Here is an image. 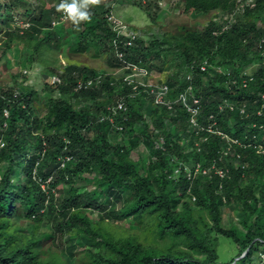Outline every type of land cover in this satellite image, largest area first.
<instances>
[{
  "label": "trees",
  "instance_id": "16d2710c",
  "mask_svg": "<svg viewBox=\"0 0 264 264\" xmlns=\"http://www.w3.org/2000/svg\"><path fill=\"white\" fill-rule=\"evenodd\" d=\"M18 7L25 10L23 18L30 22L28 29L10 25ZM176 7L186 16L216 12L229 16L238 10L233 0H178ZM98 8L103 14L109 10L105 5ZM54 10L56 6L40 8L35 15L31 3L0 1V60L8 61L6 54L16 42L22 52L35 55H41L45 48L56 49L64 32L59 36L42 31L49 26ZM241 10L243 22L237 21L226 29L223 25L227 22L218 25L222 21L211 19L202 30L181 27L176 35L163 34L161 40L148 46L138 40L126 49L125 58L134 65L149 72L173 71L166 81L172 108L153 106L152 115L145 118L149 95L142 88L137 94L127 86L119 90L111 76L101 78L97 88L76 95L73 87L77 83L100 75L93 70L87 72L86 68L77 76L69 73L61 80L57 86L61 98H49L42 117L36 115L38 94L32 87L18 95L12 87L0 88V163L7 162L0 177V264H67L55 242L57 236L65 235L79 238L86 245L78 253L79 264H264V158L248 145L254 136L264 145V132L259 131L264 116H245L255 115L264 107V0H254ZM97 17L100 14L92 11L91 24L82 30V24L70 23L73 32L79 31L78 51L85 53L100 46L115 62L110 46L115 34L104 18L96 21ZM35 55L27 58L30 65L35 62ZM204 60L217 67L213 77L207 75L209 69L200 71ZM256 61L260 65L255 73L250 77L243 75ZM187 74L193 75L191 80L181 83ZM204 76L206 85L201 84ZM189 85L201 105L197 117L200 126L207 124L221 102L232 100L238 102L239 108L246 107V114L241 116L246 118L234 129L222 122V129L244 147L233 146L235 164L224 163L221 157L226 145L216 136L198 150L192 144V139L200 134L198 129L187 130L189 113L177 101ZM133 93L134 99H129ZM102 94L112 107L124 98L126 111L111 115L105 109L107 103L101 114L84 105L76 107L84 98L96 100ZM71 98L76 100V106L71 104ZM106 116H111L114 123L110 124ZM139 123L146 129L155 123L159 132L155 136L147 134L146 129L136 130ZM216 125L221 123L217 121ZM115 126H121V131H115ZM136 131L145 136L156 161L153 157L141 162L131 160L134 146L119 147L109 134L133 135ZM159 136L164 140L156 143ZM181 163L192 164L191 167L201 164L204 168L213 164L223 168L227 164L228 170L223 178L212 169L207 181L200 176L188 179ZM17 172L20 179L14 183ZM250 175L254 180L244 184ZM63 185L67 186L66 191L60 188ZM88 185L93 189L86 190ZM125 192L129 195L120 194ZM187 194L194 197L197 211L185 203L177 212V204ZM97 197H102L103 202L98 203ZM113 197L123 204L118 210L106 212ZM225 205L243 210L239 223L223 226L221 208ZM104 211V217L93 221L94 212ZM107 218L125 220L138 233L118 235L106 224ZM45 227L50 234L42 231ZM213 235L229 239L236 248V256L228 263L218 262L217 239Z\"/></svg>",
  "mask_w": 264,
  "mask_h": 264
},
{
  "label": "rangeland",
  "instance_id": "374dc122",
  "mask_svg": "<svg viewBox=\"0 0 264 264\" xmlns=\"http://www.w3.org/2000/svg\"><path fill=\"white\" fill-rule=\"evenodd\" d=\"M3 1H10V0H3ZM24 4L30 3L31 0H22ZM130 2V0H127ZM159 1V0H158ZM178 0H162L161 3L163 4L162 7L157 6L155 7V10H149L143 9L141 7L136 6H128L126 2H122L120 4L117 3L114 4V6L111 9V13L116 16L117 18H120L124 24H130L134 28H138L141 30V32H138L140 34V41L144 44V46H148L150 43H153L155 40H161L163 34L167 35H176L181 29V27H187L191 28L193 30L200 29L207 25V23L214 19L216 23H219L222 21V23L218 24L221 25L225 22L226 24L223 25L224 29L227 27H230L231 24L236 23L237 21L243 22L242 20V8L244 6H248L249 4H252L254 0H233L236 3V6H238V10L235 11L233 14H229V16L224 15L223 13L216 12L212 13L211 15H205L201 16V14H191L190 16H186L185 14H182L179 12V8L176 7V3ZM155 0L151 1V4H153ZM33 8H35V14H37L40 10V8H50V5L55 4V0H32L31 1ZM25 10L18 7L16 9V12H14V15L16 16L17 26L20 28H26V25H23L19 23V21H25L27 19L23 18ZM94 13L100 14V18L97 17L96 21L102 19V10H97ZM14 23V22H13ZM11 22L10 25H13ZM70 23L68 22L64 25V27H59L57 30L54 29L52 32L54 34H59V36L64 32V37L62 40H60V43L58 42L56 44V49L48 48L43 49L41 55H35L31 51L22 52V47L19 45L18 42L15 43L12 50L9 51L6 54V59L8 61L1 59L0 60V88H8L12 87L15 89L16 94H22L26 90L30 89L31 87L37 92L38 97L36 98L37 102H35V110L36 115L43 116L45 114V105L47 103V100L49 98H52L54 100L60 99V92L57 87L56 83L52 82V79H65L66 76H68L69 73H72V75L77 76L79 72H81V69L86 68V71H97L102 75V78L106 77H112L115 79L116 82L119 81V78L124 73L118 72L115 69V62L112 60V55H110L109 52H106L100 46H96L94 48H91L92 50H89L88 52L81 53L78 51V42L79 37L76 36V33L79 32H73L71 30ZM89 24H91L90 20L87 22L82 23V29H85ZM3 31V29H2ZM44 34V33H43ZM44 47V46H43ZM94 54V55H93ZM29 55L34 56L35 55V62L30 65L27 61V58ZM82 59V60H80ZM207 61V60H204ZM21 63L25 64L23 66ZM166 66L169 65V62L165 64ZM260 62L256 61L252 65L246 68L243 75L245 76H252L256 69L259 67ZM216 66L211 64V68H209V71H207V75L214 76L217 73ZM230 71V70H229ZM84 72V71H83ZM103 73H106L107 75L103 76ZM173 74L172 70L166 71H157L152 70V73H150L149 77H147L144 80V83L149 84L148 89H154L155 84H162L164 82L166 84V81L168 80V77H170ZM59 76V77H58ZM193 76V75H192ZM191 74L185 75V77L181 80V83L184 81H189L192 78ZM187 77H190V79H187ZM103 81V80H102ZM103 83V82H102ZM143 83V82H142ZM206 83V77L204 76L202 78V85ZM243 85V83H242ZM190 94H194V88L189 91ZM150 98V97H149ZM66 99V98H65ZM108 101L107 97H104L103 94L96 100H90V98H84L83 102L78 103L77 105L76 100H70L71 104L79 108L81 105H84V108H90V110L93 112L95 111L97 114H101V110H103V105L106 104ZM231 102V105L225 107V101L219 103L215 108L212 115L209 116L207 119V124H203L200 126V128L193 127L189 124V127L187 130L190 132H194L195 129H198V132L200 136H195L198 138L192 139V144L194 145L197 150L200 148V146L207 144H210V140L213 139L214 136L218 137L222 143L225 142L226 148L222 150V143L221 149L222 151L226 152V155L228 157L226 158L225 155L221 157L224 160V163H227L228 165L230 163H236L232 159V154L234 152V145H238L237 142H239L235 138H231L229 133L225 132L222 129V122L225 126L228 128L234 129L235 124L244 120L247 116L249 118H253L254 116L262 117L263 110H259L258 112L248 115L246 114V107L243 105V107L239 108L237 101L227 100ZM222 105V106H221ZM154 105L152 104L151 98L147 100L146 103V113H144V118L151 116L152 113L150 110H152L151 107ZM107 107H111L110 104L107 103L105 105V109ZM99 108V109H98ZM201 108V105H200ZM221 108V110L219 109ZM246 114V115H245ZM245 115L246 117H241ZM213 116V118H211ZM198 117V116H197ZM196 117V122H197ZM247 117V118H248ZM112 121V122H111ZM111 121L108 120L110 124L114 123V119H111ZM157 121L156 119L154 120ZM217 121L221 123L220 126L216 125ZM190 122V117H189ZM166 124V122L164 121ZM158 124V122H157ZM114 125V124H113ZM166 126V125H164ZM223 126V127H225ZM255 126V124L253 125ZM139 128V129H138ZM177 132H178V127ZM115 131H121V126H115ZM144 124L139 123L138 127H136V130H145ZM211 129L212 132H208L207 130ZM166 130V129H165ZM147 134L155 135L159 132V129L155 127V123H152L151 127H147L145 130ZM259 131L264 132V125H261L259 127ZM161 132V131H160ZM259 133V134H260ZM111 141H113L116 145L119 147H123L125 149H130V145L134 146L132 148L130 153V159L137 162L144 161L148 157L151 156V150L150 145L146 144L144 139L145 136L141 133L139 136V133L136 131V134L133 135H122L121 132H118L117 134L110 132ZM90 134L88 135V137ZM156 138H153L155 141ZM163 141V136H159L158 139L155 141L158 143V141ZM0 143V147H1ZM249 148H252L257 155L264 158V145L261 144L260 139L257 136H254L252 141L248 143ZM239 148L244 149L242 145L239 146ZM220 152V151H219ZM218 153V151L216 152ZM153 161H156V158H152ZM7 162H1L0 163V177L5 171ZM140 164V163H139ZM226 164V165H227ZM224 166L222 169L217 168L216 170L212 171L214 174H216V171L218 172V176L221 173L224 175L225 171H227V166ZM240 166V164H238ZM187 170L190 171V168L192 164H186ZM245 166V167H244ZM240 166L241 168H246L247 165ZM209 168V167H206ZM199 170L198 173L195 171L193 172L196 176L195 177H203L204 180L210 179L211 171L210 169H204ZM191 172V171H190ZM220 177V176H219ZM253 175H250L248 180L244 181V184H250L254 179ZM20 179V175L18 172L13 177V182L16 183V181ZM60 188L63 189V191H66L67 186H61ZM86 190H92L93 186L88 185L85 186ZM178 191L175 192L174 197ZM124 196L129 195V192L120 193ZM98 198V197H97ZM194 197H191L190 194H187L184 199L179 202L175 208L177 212H180L182 210L183 204L188 203L191 205V208L194 210V212L197 211V208H194ZM102 197L98 198V203H102ZM123 204V201L120 199H116L113 197L110 204L106 207V212H111L118 210ZM222 211V222L224 227H230L231 225H235L239 223V221L244 216L243 210H241L239 207L230 205V206H223L221 208ZM105 216V211L100 212H94L92 214L93 221L99 220L100 218ZM104 219V218H103ZM208 218L205 217V220ZM250 221V220H249ZM106 224L109 225V228L114 233L121 235V236H130L135 235L138 233L137 230L133 229L134 226H131V224H128L125 220L117 219V218H107L105 219ZM42 231H45L47 234H50V231L47 227L43 228ZM141 232V231H140ZM145 232V231H144ZM143 234V233H142ZM213 238L217 239V247H216V253L218 255V262L219 263H228L233 257L236 256L237 250L234 247L233 243L220 235H213ZM55 242L58 245V252L61 254V258L67 263V264H79L78 263V253L86 249V245L79 239L75 238L74 236H63L59 237L57 236L55 239ZM61 245H60V244ZM162 243V242H160ZM94 247V245H92Z\"/></svg>",
  "mask_w": 264,
  "mask_h": 264
},
{
  "label": "built area",
  "instance_id": "2783aa9c",
  "mask_svg": "<svg viewBox=\"0 0 264 264\" xmlns=\"http://www.w3.org/2000/svg\"><path fill=\"white\" fill-rule=\"evenodd\" d=\"M120 1H125V0H116V2H120ZM130 1L138 2L142 5H146L152 0H130ZM105 18L110 28L116 33V39L113 41V44L115 46V51H116V57L123 64L122 70L126 71V74H124L123 79H122L123 84L127 87H130V89L133 92H136V94H137L138 89L142 88L143 91L149 95V97L151 98L152 104L154 106H166L167 109H171L172 103L168 101L169 87L164 82H162V84H155L154 89H148L149 84L144 83V80L147 77H149L150 72L146 68H143L138 65H134L130 62H126V60L124 59V54L118 50L120 48L119 46H117V42H118V45L119 43H122L120 39L121 37L128 38L126 42L122 43L123 46L126 47V46H130L132 41H134L138 37V33L131 31L126 24L116 19L112 13L107 14ZM62 20H65V19L62 17ZM209 68H211V66L208 63V61H203L199 65V69L201 72H205ZM187 79H190V77H187ZM88 85H90V82H88ZM245 85L246 84H244L243 86L245 87ZM191 89H193V87L192 85H189V87L184 91V93L179 94L177 101L182 103L186 111L189 113V116H190L189 124L193 127L200 128V125L196 122V117L200 114V103L197 98H195L192 94L189 93ZM136 94L134 93L130 94L129 99H134ZM224 104H225V107H227L231 105V102L225 101ZM219 109L221 110V108ZM107 110L112 113L111 115L115 114L116 111L125 112L126 111L125 102L123 100L118 101L115 107H112V108L109 107L107 108ZM5 115H7V113H5ZM211 118H213V116H211ZM107 119L111 121V119L113 118L111 116H108ZM207 131L212 132L211 129H208ZM223 153L226 156V152L223 151ZM185 165L186 164L181 163L180 166H182L184 170L186 171L188 179L196 176L193 173L194 171L198 173L199 170H203L202 172L204 173L205 172L204 169H210L211 171L212 169L216 170L217 168H219L215 164H213L210 168H204L201 164H197L196 166H193L190 168V171H191L190 172L187 170V167ZM218 172L219 171H216L215 175L218 176ZM226 174H227V171H225L224 175L220 173L219 176L220 178H223L225 177Z\"/></svg>",
  "mask_w": 264,
  "mask_h": 264
},
{
  "label": "clouds",
  "instance_id": "9594fccd",
  "mask_svg": "<svg viewBox=\"0 0 264 264\" xmlns=\"http://www.w3.org/2000/svg\"><path fill=\"white\" fill-rule=\"evenodd\" d=\"M0 1H3V0H0ZM31 1H30V3H31ZM161 1L162 0H159V1L155 0V2L153 4H151V2H149L146 5H142V4L138 3V2H134V1H130L129 2L127 0L120 1V2H116V0H55V4L54 5H50V8L42 7V9H53L56 6V11L54 10L53 14L51 15L49 26H47L46 28H43L42 31L43 32H51V31H53L54 29H57L60 26L62 27V25L64 26L68 22H72L74 25L79 26L83 22L89 21L90 18H91V15H92V11L93 12L97 11V9H99L98 7L103 8V5H105V7L108 8L109 10L106 13L104 12V14H103V11H102V20L104 18L106 23H107V25L109 26L105 16L107 14L111 13V9H112V6H114V4L117 5V3L120 4L122 2H126L128 4V6L133 5V6H136V7H141L143 9L150 8V10L154 11L156 6H157L156 9H158L159 7L163 6ZM31 5H32V3H31ZM14 12H16V9H14ZM56 14H59L58 18H55ZM62 17L65 20H62ZM15 18H16V16H15ZM15 18L13 20L14 23H13V25H11V27L20 28V27L17 26V21H16ZM115 18L120 20L121 22H123L120 18H117L116 16H115ZM19 23H21L23 25H26V28H20L22 30L23 29H28L29 24H30V22L28 20L19 21ZM127 26L129 27V29L131 31H134L136 33L141 32V30H139L138 28H134L130 24H127ZM109 28H110V26H109ZM110 30L112 31L113 34H115V37L110 41V46H111L112 53L114 55V59H115V62H116L115 69L118 72H122V73L126 74V71L122 70L123 69V64L116 57L115 46L113 44V41L116 39V33L111 28H110ZM120 39H121L122 43H124V42H126L128 40V38H126V37H121ZM138 40H140V34L139 33H138V37L134 41H132L130 46H126L125 47V46H123L122 43H119V45H118V42H117V46H119V48H120L118 50L124 54V59L125 60H126V58H125L126 49L128 47L133 46V44L136 41H138ZM80 60H82V59H80ZM126 62H128V61L126 60ZM150 73H152V72H150ZM124 74L120 76L118 82H116L115 79L112 78V80L115 81L114 85L118 86L119 90H121L123 88V86H125L124 84H122L123 83L122 79H123ZM103 75H107V74L105 73ZM101 78H102V76L100 74L96 79H89L86 83H77V85L73 87L74 93L76 95H78V93H80V91H83V90H86V89L90 90L93 87L97 88L98 84L101 83ZM52 82L56 83L57 86H58V84L61 83L59 78L58 79L56 78L54 80L52 79ZM88 82H90V85H88ZM68 100H69V98L67 99V102H68ZM70 100H74V98H71ZM121 100L124 101V98L121 99ZM121 100H119V101H121ZM107 108H109V107H107ZM107 108H106V111H108ZM110 108H112V106ZM107 117L108 116H106L105 119H107ZM102 118L100 120L104 119V118L103 119Z\"/></svg>",
  "mask_w": 264,
  "mask_h": 264
}]
</instances>
